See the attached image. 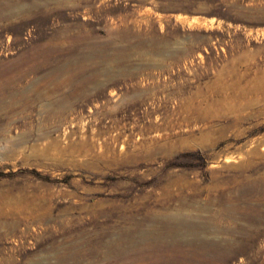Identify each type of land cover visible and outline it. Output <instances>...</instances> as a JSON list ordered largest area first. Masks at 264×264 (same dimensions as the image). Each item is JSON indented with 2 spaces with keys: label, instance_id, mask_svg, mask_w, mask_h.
I'll list each match as a JSON object with an SVG mask.
<instances>
[{
  "label": "rangeland",
  "instance_id": "rangeland-1",
  "mask_svg": "<svg viewBox=\"0 0 264 264\" xmlns=\"http://www.w3.org/2000/svg\"><path fill=\"white\" fill-rule=\"evenodd\" d=\"M0 264H264V0H0Z\"/></svg>",
  "mask_w": 264,
  "mask_h": 264
}]
</instances>
